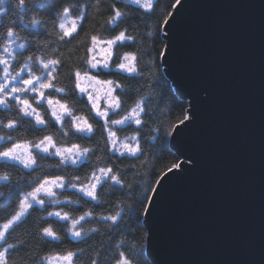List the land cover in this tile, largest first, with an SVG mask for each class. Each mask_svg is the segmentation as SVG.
<instances>
[{"label":"water","instance_id":"water-1","mask_svg":"<svg viewBox=\"0 0 264 264\" xmlns=\"http://www.w3.org/2000/svg\"><path fill=\"white\" fill-rule=\"evenodd\" d=\"M167 20L163 66L189 120L147 206L148 257L264 264V0H179Z\"/></svg>","mask_w":264,"mask_h":264},{"label":"snow or ice","instance_id":"snow-or-ice-1","mask_svg":"<svg viewBox=\"0 0 264 264\" xmlns=\"http://www.w3.org/2000/svg\"><path fill=\"white\" fill-rule=\"evenodd\" d=\"M133 2L146 12H151L153 9V3L148 0H133ZM0 5H5V0H0ZM33 6L35 7L30 23L34 27L41 22L36 18L40 11L38 0H15L11 8L0 7V36L8 41L3 48V54H6L8 58L0 55V73H2L0 75V163L15 167L18 171L25 173L20 176L16 184L19 185L21 180L27 179V190L17 194V206L13 214L5 222L0 223V249H2L0 250V264H7L9 250L22 243V241L9 242L10 230L23 223L31 214L30 210L34 206H38L44 213L42 205L48 201V211L40 217V221L46 226L38 227L36 232L40 240L60 241L63 237L54 230L52 223L62 222L66 233L71 239L78 242L89 237L81 234L78 226L100 224L108 230L109 234L126 226L125 216L127 214L122 217V213H126L125 206L117 202L114 212L96 213L88 208L78 215H73V211H66L65 208L74 206L73 210H75L83 207L85 203L89 205L104 204L105 200L101 198V192L105 190L106 185H110L114 188L118 187L122 193L134 196L135 204L140 206L135 209L137 219L144 220L149 215L150 208L143 206L146 203L153 205L158 191V189L145 186L144 190L139 191L137 195L136 192L141 185L126 183L122 178L126 173L117 168L112 159L139 160L143 155L141 141L155 142L161 131L159 126L149 128L145 123V117H152V112L147 107V100L155 94L153 80L144 79L142 82L143 85L152 88L153 92L138 102L134 108L125 111L122 102V94L127 91L125 84L114 78H100L105 72L124 74L126 77L143 76V72L139 69V58L136 55L128 53L117 56L114 48L117 43L133 42L135 38L126 35L125 31H120L113 39L105 42L111 51H107L104 59L97 60L93 55L85 60L86 67L83 72L77 70L74 73L75 82L72 91L77 93L78 99H87V114H80L65 99V96L55 98L53 95V93L63 92L53 83L54 74L58 72L60 61L47 59L39 54L43 53L41 52L42 48L48 47L46 41L42 42L37 36L34 42L24 41L16 44L15 48L12 47L17 40L21 39L19 34L28 28L29 25L25 23L24 14L29 7ZM69 11L68 7H64L62 15L67 17ZM112 12L109 24L116 25L122 13L114 5ZM10 16L16 18L9 19V22L5 24L4 18ZM78 19L81 21L84 19L83 12ZM163 23L170 25L167 19ZM60 28L63 29V35L59 37L60 40H64L65 37H69L77 31L75 23L70 29H66L61 23ZM156 28H159V21L156 23ZM167 28L160 31V36L168 35ZM148 35L153 36V33L149 32ZM97 43L98 41L93 37V45L95 46ZM165 44L167 53L168 44ZM18 50H26L30 54L26 55L21 64L13 66L9 60L16 59L14 52ZM88 51L92 52L93 49L89 48ZM161 56H164L163 50ZM166 57L163 59V63L166 62ZM156 59H160V57ZM131 61H136V63L131 64ZM34 64L41 69L42 74H35ZM148 67L158 68V65L152 61ZM81 79L87 81L88 86H82ZM89 86L92 88L91 92L88 90ZM101 91H103V96L99 94ZM102 101L103 107H101ZM122 112L123 115H121ZM183 119L188 121L189 117L185 115ZM98 120L103 122L104 135L101 141L93 144H82L78 141L67 142L68 136L91 141L97 127L95 121ZM53 124L57 126L56 135L65 137L63 143L58 142L49 131ZM152 124H156L155 119H152ZM133 126H135L134 133L120 139L119 132ZM145 128H148V131H145ZM174 130L173 126L169 124L164 130L165 137L171 135ZM30 134L32 138H29ZM105 156L109 158L104 159ZM40 158L49 162V171L46 173L40 171ZM26 160L29 162L26 163ZM85 162L90 168L89 174L85 177L65 175L70 168L75 171L73 166L82 165ZM175 167L180 166L176 165ZM0 182L8 183L10 187L12 184L8 177H0ZM58 193L66 195L62 200H54L53 198ZM149 193H154V198L150 197ZM134 207V205H128L127 210H132ZM140 217L144 218L139 219ZM99 221L103 223H99ZM141 250L135 243L129 248L120 249L117 264H132L133 257ZM75 257L76 253L69 251L62 257L58 256L57 259H62L65 264H75ZM41 259L47 258L41 257ZM94 264H98V262H94Z\"/></svg>","mask_w":264,"mask_h":264},{"label":"trees","instance_id":"trees-1","mask_svg":"<svg viewBox=\"0 0 264 264\" xmlns=\"http://www.w3.org/2000/svg\"><path fill=\"white\" fill-rule=\"evenodd\" d=\"M15 0H5V5L0 7L11 8ZM153 9L151 12H146L133 0H38L39 15L36 17L41 22L31 25L30 21L33 15L34 7H29L24 14L25 23H28V28L19 35L20 40L15 44L32 41L35 37H39L42 42H47L48 47L42 48L40 55L47 59H58L60 64L58 72L55 75L53 83L63 92L53 93L55 98L65 96V99L79 112L87 114V99H78L77 93L73 92L75 76L77 70L83 72L85 60L91 58L89 48H92L93 37L96 39H113L120 31H125L126 35L134 37L133 42L125 41L123 44L115 45L117 56L131 53L139 58V69L143 72L142 77H126L124 74L117 73H102L101 79L114 78L125 84L127 91L122 94V102L124 110H130L135 107L138 102H141L153 89L147 85H143L144 79H151L155 82L154 95L147 100V107L152 112V117H145V123L149 128L159 126L161 131L155 142L141 141L143 155L139 160H131L123 158L117 160L112 158L117 168L123 170L125 175L122 176L124 181L129 185L139 183L140 189L136 192L143 191L144 187L155 188L159 179L166 172L179 165L181 158L172 148L173 134L180 125L185 123L184 116H188V103L182 100L174 91L170 79L166 76L163 66L162 50H165L164 37L160 36V31L164 28L163 21L171 15L177 0H153ZM113 5L119 9L122 16L117 21L116 25H110L109 20L113 15ZM27 7V6H26ZM68 7L70 9L67 17L77 20V31L71 36L60 40L63 35V29L60 24L63 23L65 16L62 15V9ZM81 12L84 13V19H78ZM18 15V13H17ZM15 16L4 18V23L7 24L9 19H14ZM159 21V28H156V23ZM152 32L153 36L148 33ZM8 43L7 39L0 36V55L7 59L3 54V48ZM30 54L26 50H18L14 52L15 60H9L13 66L22 63L26 55ZM160 57V59H156ZM155 61L158 68H149L150 62ZM136 61H134V64ZM35 74L40 75L42 71L37 65H33ZM2 75V73H0ZM34 106H36L34 104ZM47 106L45 105V108ZM39 110V109H38ZM124 113L122 112L121 115ZM152 119L156 120V124H152ZM183 121V122H181ZM97 127L93 133L92 140H79L78 137H67V142L82 144H93L101 141L104 135L102 121H95ZM171 124L175 129L171 135L165 137L164 130ZM57 126L53 124L49 131L54 135L58 142L65 141L64 136L56 135ZM31 133V130H29ZM135 131V126L127 127L119 132L120 139L131 136ZM148 131V128H145ZM31 137V134L29 136ZM99 154V149H98ZM109 157L105 156L104 159ZM103 162V161H101ZM48 161L40 158V171L46 173L49 171ZM75 171L70 168L65 175H78L81 178L89 174L90 168L87 162L82 165L73 166ZM0 169L9 173V180L12 181L11 187L8 183L0 182V223L5 222L13 214L17 206V194L27 190V179L21 180L19 185L16 181L25 173L18 171L15 167L7 166L0 163ZM55 171V170H52ZM143 177V179H141ZM63 193H58L54 200H62ZM150 197L152 193L148 194ZM101 198L105 200L104 204H87L83 207L74 209V206L65 208L66 211H73V215L81 214L83 211L91 208L96 213L114 212L115 205L120 202L125 206L126 226H122L119 231L108 233V230L100 224H85L82 227L78 226L81 234L89 236L85 240L74 241L66 233L63 223H52L55 231L59 232L63 237L60 241H42L37 235V228L46 226L40 221V217L48 211V201L45 202V212L42 213L38 206H34L23 223L14 226L10 230L9 242L16 243L22 241L18 247L10 249L7 253V264H50L49 259L55 256H63L71 251L76 253L75 264H117L119 260L120 249L129 248L133 243L137 248L142 249L135 257L132 264H154L147 254V230L144 226V220L137 219L136 208H140L135 204L134 196H129L127 193H122L118 187L105 186V190L101 192ZM128 205H134V209L127 210ZM146 203L143 207H147ZM140 217L139 219H143ZM99 223H103L99 221ZM84 227H88L89 231L84 232ZM99 231L98 233H96ZM119 245V247H117ZM46 257L47 259H41Z\"/></svg>","mask_w":264,"mask_h":264},{"label":"rangeland","instance_id":"rangeland-1","mask_svg":"<svg viewBox=\"0 0 264 264\" xmlns=\"http://www.w3.org/2000/svg\"><path fill=\"white\" fill-rule=\"evenodd\" d=\"M152 1L153 0H148V2H151V3H152ZM73 23L77 24V20H75L73 18H70V17H66L64 19V21H63V24H64V26H65L66 29H70L72 27V24ZM108 40H110V39H96V41H98V43L95 44V46L92 45L93 51L91 52V56L95 55L97 60L104 59L105 58V54L107 53V51H111V49H109L107 47L106 43H105ZM12 47L15 48L14 45H12ZM130 63L131 64H134V61H131ZM80 82H81L82 86H88L87 85V81H84L83 79H81ZM88 90L91 92L92 91V88L89 86L88 87ZM99 94L101 96H103V91H101ZM101 107H103V101L101 102ZM81 123H83V122L81 121ZM0 250H2V249H0ZM57 257L58 256H55V257L50 258L49 259V263L50 264H65V262L62 259L58 260ZM60 257H62V256H60Z\"/></svg>","mask_w":264,"mask_h":264},{"label":"clouds","instance_id":"clouds-1","mask_svg":"<svg viewBox=\"0 0 264 264\" xmlns=\"http://www.w3.org/2000/svg\"><path fill=\"white\" fill-rule=\"evenodd\" d=\"M25 162L28 163L29 161L26 160ZM8 176H9V173L7 171H5L3 169H0V177H8ZM83 231L87 232V231H89V228L88 227H84Z\"/></svg>","mask_w":264,"mask_h":264}]
</instances>
